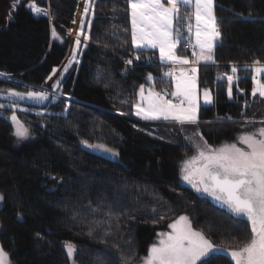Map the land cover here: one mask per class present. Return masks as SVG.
Listing matches in <instances>:
<instances>
[{
	"label": "trees",
	"instance_id": "trees-1",
	"mask_svg": "<svg viewBox=\"0 0 264 264\" xmlns=\"http://www.w3.org/2000/svg\"><path fill=\"white\" fill-rule=\"evenodd\" d=\"M94 1L81 64L62 79L58 94L50 92L45 103L25 102L28 109L16 112L33 140L12 143L13 109L0 108V219L8 224L0 233L3 250L15 264H125V257L138 264L158 233L182 215L214 244L246 240V220L181 183L174 159L191 152V132L210 139L263 115L264 100L251 95L247 65L264 64V0H215L221 31L217 63L199 67L201 87L211 90L214 102L201 106L198 124L183 127L134 114L132 104L140 85L150 86L149 74L157 91H171L173 84L163 76L166 65L158 51L131 46L126 0ZM79 3L0 0V88H44L53 70L67 62ZM52 28L63 41L53 40ZM183 45L177 52L192 57ZM233 65L242 75L243 92L234 83L230 100L226 76H217L230 74ZM83 141L104 144L118 155L110 158ZM66 243L75 245L73 258ZM212 264L234 262L218 252Z\"/></svg>",
	"mask_w": 264,
	"mask_h": 264
},
{
	"label": "snow or ice",
	"instance_id": "snow-or-ice-1",
	"mask_svg": "<svg viewBox=\"0 0 264 264\" xmlns=\"http://www.w3.org/2000/svg\"><path fill=\"white\" fill-rule=\"evenodd\" d=\"M126 4L131 25V46L134 49L158 50L161 64L192 65L187 69L182 68L179 73L174 68L163 72L164 77L171 78L174 86L172 91H157L152 83L153 76L149 74L147 81L150 86L145 89L144 85H140L138 99L132 104L134 114L143 120H163L181 127L198 124L201 105L198 69L195 65L201 62L217 63L214 52L217 42L221 40V31L214 12V0H126ZM33 10L36 14L48 15V12L42 9ZM89 15H95L94 0L84 2L83 16ZM87 24L90 29L91 19ZM84 29L85 22L81 19L75 39L76 49L81 47V35L84 36L85 42L90 38L84 34ZM53 36H56L55 30ZM183 44L191 49L192 59L187 55L178 54L177 49ZM135 59L139 60L140 55L137 54ZM73 61L78 62L75 51L65 71ZM126 63L130 65L133 60L129 59ZM248 70L253 73L251 95H259L264 100V82L261 81L264 64L255 60ZM238 71L236 65H233L231 74L223 73L217 76L218 80H223L226 76L227 95L230 100L233 98L234 83L237 90L243 92L239 89ZM56 87H59L58 83ZM7 95L21 101H44L49 98L45 91H29L27 94L8 91ZM203 103H213V97L207 88L203 89ZM2 107L3 105H0V108ZM11 120L15 125L16 137L26 138L29 130L15 112ZM251 123V120H245V124ZM260 124L264 125V121H260ZM195 134L200 136L199 132ZM200 140L203 143L197 145V154L186 159L180 169L181 179L191 185L197 193L212 197L233 215L245 218L250 227L248 238L232 239L222 245L214 244L204 231L194 229L190 219L182 215L167 225L171 229L170 232L158 234V243H153L146 257L141 258L142 264H212L218 252H225L234 264H264V126L238 135V143L243 147H238L237 143L212 147L203 136H200ZM83 143L90 148L118 155L104 144H88L87 141ZM2 199L3 197H0V200ZM65 247L71 258L76 251L75 245L66 243ZM124 261L125 264H130L129 257H125ZM0 264H8V254L2 247Z\"/></svg>",
	"mask_w": 264,
	"mask_h": 264
},
{
	"label": "rangeland",
	"instance_id": "rangeland-1",
	"mask_svg": "<svg viewBox=\"0 0 264 264\" xmlns=\"http://www.w3.org/2000/svg\"><path fill=\"white\" fill-rule=\"evenodd\" d=\"M84 2H85V0H84ZM84 2L82 4H84ZM80 6L81 5H79V8H78V11L79 12L77 11V14H76L75 24H74L73 28L69 32L70 50H69V54H68V57H67V62L62 67L58 68L55 71V74L52 75L51 79L44 86V88L39 90V91H45V92L48 93V95H49L48 100L50 99V92H51V94L52 93H55V94L57 93L58 94V92L60 91V82L62 81V79L64 77H66L68 75V73H70L75 68L76 65H78V64L80 65L81 64V61H82V52L86 48L88 41H87V43H85L84 36L81 35V47L79 49H76L75 39H76L77 33L79 31V28H80V26L78 27L76 23L79 20L81 21V19H84V22H85L84 34H86V35L89 36V33H87V31L89 29L87 22H88V19L90 17H92V15H89L88 17H84L82 15V13H81V11H82L81 8L83 6H81V8H80ZM214 12H215V0H214ZM215 16H216V14H215ZM53 30H55V29L52 28V32H53ZM53 40L63 41V38L56 33V36L55 37L53 36ZM85 44H86V46H85ZM74 51L76 52V60L78 62L73 61L71 63V66L70 67H67V71H65V67L68 66L69 61H70V59H71L72 54H73ZM188 57H189V59H192L191 56H188ZM186 66H191V65H186ZM247 66H250V65H247ZM196 68L198 69L197 77H198V92H199V95H200V105L203 106V105H205L203 103V89H205V88H202L201 87V84H200L199 66L197 65ZM2 76L4 77V75H2ZM261 81L264 82V75L261 76ZM57 83L59 84V87H56ZM51 85H52V87H51ZM148 87L149 86H145V89H147ZM172 90H174V86L173 85H172L171 91ZM8 91H17V90L7 89V88H0V105H3V107H10L11 109H13L12 111L15 112V114H16L17 111H21V109H24V110H27L28 109L27 106L24 104L25 102L26 103H31V102L45 103V102L48 101V100L35 101V100H27V99L22 100V101L21 100H15L14 98L9 97L7 95ZM39 91H34V92H39ZM17 92H20V91H17ZM210 92H211V90H210ZM23 93L27 94V92H23ZM211 95L213 97V93L212 92H211ZM213 102H214V97H213ZM209 105H211V104H209ZM201 106H200V109H199V112H198V120H199L200 113H201ZM12 114L10 115V120H11ZM16 116L18 117V114H16ZM18 119H19V117H18ZM159 121H163V120H159ZM260 121H264V113L259 118H256L255 120H253L251 124H246L245 126H239L235 130L229 131L227 133H222L218 137H213V138H210L209 139V138L205 137L202 132H199V134H200V136H203L204 140H206L208 142V144L210 146H212V147H220V146H222L225 143H237V146L238 147H243V145H240L238 143V140H237L238 135L243 134V133H248V132L255 131L259 127L264 126V125H261L260 124ZM164 122H167V121H164ZM11 123L13 125V133H12V137H11L12 143H14L15 145H21V144L29 143L30 141L33 140L30 131H29V135L26 138H24V139H18L16 137V135H15V130L16 129H15V125L13 124L12 120H11ZM26 128H28V127H26ZM195 133H197V132H191L190 135L188 136V140L190 141V145H191V152H186V153H183V154H179L174 159V174H175L176 178L181 183H183L185 185H189V184H187L186 182H184L181 179L180 169H181V167H182V165H183V163H184V161L186 159H189L192 156H194V155L197 154V145H202V143H203L200 140V136H197ZM88 148L89 149H92V150H94L96 152H99V153H101V154H103L105 156H108L110 158H112V156H113L111 153H107V152H104V151L96 150V149H93V148H90V147H88ZM189 186H191V185H189ZM0 197H3V196L0 195ZM3 204H4V199L0 200V209L3 207ZM184 216H187V215H184ZM187 217L191 221V218L189 216H187ZM193 228H194V226H193ZM7 230H8V224L5 221H3L2 219H0V233L6 232ZM170 231H171V229L168 228L167 230L161 231V232H170ZM158 239H159V237L157 235V238H156V240H155L154 243H158ZM0 247H2L1 246V243H0ZM72 258H73V256H72ZM8 264H15L13 258L9 254H8ZM138 264H142V260Z\"/></svg>",
	"mask_w": 264,
	"mask_h": 264
},
{
	"label": "built area",
	"instance_id": "built-area-1",
	"mask_svg": "<svg viewBox=\"0 0 264 264\" xmlns=\"http://www.w3.org/2000/svg\"><path fill=\"white\" fill-rule=\"evenodd\" d=\"M183 49H184V51L186 52V53H188V54H191V49L190 48H188L187 47V45L186 44H184L183 45ZM154 56V55H153ZM153 56H151L152 58V60H153ZM149 59V61H151L150 60V57L148 58ZM141 61H144V59L143 58H141L140 59ZM141 61H139V62H141ZM175 69V71L177 72V73H179V71L183 68V69H187V68H189L188 66L187 67H184V66H181V65H170V64H168V65H166V71H168L169 69ZM231 74V73H230ZM253 75V74H252ZM251 75V76H252ZM237 76L239 77V78H241L242 77V75L241 74H239V73H237ZM250 76V77H251ZM171 79V78H170ZM162 90H164V89H160V90H158V91H162ZM169 91V90H168ZM168 98H171V97H168Z\"/></svg>",
	"mask_w": 264,
	"mask_h": 264
},
{
	"label": "crops",
	"instance_id": "crops-1",
	"mask_svg": "<svg viewBox=\"0 0 264 264\" xmlns=\"http://www.w3.org/2000/svg\"><path fill=\"white\" fill-rule=\"evenodd\" d=\"M84 2V0H80V4L79 5H81V6H83L82 8H81V6H80V8H81V13H82V15H83V8H84V4H82ZM94 4H95V1H94ZM79 12V11H78ZM92 18H93V16L92 17H90L89 19H91L92 20ZM88 19V20H89ZM78 21V20H77ZM80 20L76 23L77 24V26L79 27L80 26ZM75 24V23H74ZM74 24L72 25V28H73V26H74ZM89 30L90 29H88V31H87V33H89ZM85 43H87V42H85ZM219 43V41L217 42V44ZM87 45H88V43H87ZM156 51H158V50H156ZM159 53V52H158ZM207 64H212L211 62H209V63H203V62H201L200 64H197L199 67L200 66H202V65H207ZM165 65H168V64H165ZM179 65V64H178ZM197 65H195V67L197 66ZM181 66H184V67H187L186 65H181ZM189 68L190 67H192V65L191 66H188ZM152 121V120H151Z\"/></svg>",
	"mask_w": 264,
	"mask_h": 264
},
{
	"label": "water",
	"instance_id": "water-1",
	"mask_svg": "<svg viewBox=\"0 0 264 264\" xmlns=\"http://www.w3.org/2000/svg\"><path fill=\"white\" fill-rule=\"evenodd\" d=\"M201 194H202V193H201ZM202 196L205 197V198H207V199H209L212 203H214V204L217 205L218 207H220V208L226 210L228 213L232 214L231 212L228 211V209H227L225 206H223V205H221L219 202L213 200L212 197L208 196L207 194H202ZM232 215H233V214H232ZM233 216H235V215H233ZM235 217H236V218H239V219H243V220H245V218H243V217H237V216H235Z\"/></svg>",
	"mask_w": 264,
	"mask_h": 264
}]
</instances>
